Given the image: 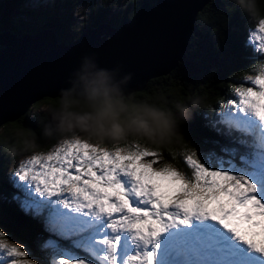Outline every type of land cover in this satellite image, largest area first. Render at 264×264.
<instances>
[{"label":"snow or ice","instance_id":"snow-or-ice-1","mask_svg":"<svg viewBox=\"0 0 264 264\" xmlns=\"http://www.w3.org/2000/svg\"><path fill=\"white\" fill-rule=\"evenodd\" d=\"M245 47L249 73L204 117L226 143L172 153L184 169L137 140L62 139L22 160L11 201L47 235L34 252L0 228V264H264V19Z\"/></svg>","mask_w":264,"mask_h":264},{"label":"trees","instance_id":"trees-1","mask_svg":"<svg viewBox=\"0 0 264 264\" xmlns=\"http://www.w3.org/2000/svg\"><path fill=\"white\" fill-rule=\"evenodd\" d=\"M118 1L49 0L30 5L26 0H0V32L8 29L24 35L51 28L58 41L72 44L87 27L102 21L119 26L122 21L131 19L142 3L153 4L156 0H129L131 10L114 13ZM83 7H86L88 16L85 29L75 18V12ZM255 24L256 21L242 12L235 0H210L196 17L183 60L168 75L150 79L142 91L135 92L137 99L158 103L162 107L166 104L174 109L176 104H182L190 108V118L180 124L178 141L158 150L163 156L161 164L171 162L184 169L182 158L172 159V153L184 149H197L201 153L209 149L219 151V145L211 141L226 143L223 137L206 126L208 121L204 117L215 118L221 100L230 99L231 87L249 73L256 57L250 48L245 47V41ZM56 102L57 98L50 99L51 105ZM31 109L32 106L18 120L9 123L11 128L5 126L0 133V171L5 158L14 154L10 146L17 139L16 132L22 128L39 132L46 115L31 113ZM40 143L43 150L51 145V141L45 138ZM0 225L12 239L24 243L34 252L39 238L47 235L42 224L21 213L5 191H0Z\"/></svg>","mask_w":264,"mask_h":264},{"label":"water","instance_id":"water-1","mask_svg":"<svg viewBox=\"0 0 264 264\" xmlns=\"http://www.w3.org/2000/svg\"><path fill=\"white\" fill-rule=\"evenodd\" d=\"M209 1L144 2L131 19L87 27L72 44L58 41L51 28L0 32V126L18 120L43 97L57 98L86 55H94L100 67L131 74L128 88L142 91L183 60L196 17Z\"/></svg>","mask_w":264,"mask_h":264},{"label":"clouds","instance_id":"clouds-1","mask_svg":"<svg viewBox=\"0 0 264 264\" xmlns=\"http://www.w3.org/2000/svg\"><path fill=\"white\" fill-rule=\"evenodd\" d=\"M235 4L251 20L264 19V0H235ZM130 81L131 74L100 67L94 55L82 57L69 87L60 90L54 105L42 109L46 117L39 132L20 129L10 150L39 153L42 138H79L102 147L137 140L157 150L176 143L181 122L190 118V108L176 104L174 110L137 99L128 88Z\"/></svg>","mask_w":264,"mask_h":264},{"label":"rangeland","instance_id":"rangeland-1","mask_svg":"<svg viewBox=\"0 0 264 264\" xmlns=\"http://www.w3.org/2000/svg\"><path fill=\"white\" fill-rule=\"evenodd\" d=\"M47 1H49V0H26V2L28 4H30V5H36V4L40 3V2H47ZM129 3H130L129 0H119L117 6L115 7L114 13H118L119 11L124 12L126 10L127 11L131 10ZM86 10H87L86 7H83L82 9H78L77 11H79V13H80L79 16L76 15L77 11L75 12V18H76V20H78L77 21L78 24L80 25V27H82L84 29L86 28L85 27V23L86 22H85V20H82L81 18L82 17H84V18L88 17L86 15V13H87ZM111 15H113V14H111ZM111 15H110V17H111ZM238 83H240V81L237 82L236 84H238ZM232 89H233V86L231 87L230 93H232ZM50 99H51L50 97H43L40 100H38L35 103H33V105H31L32 106L31 113H33V112H35V113H44L46 115V113L43 112L42 109L47 107V106H49V105H51L50 104ZM228 100L224 101V99H223L221 101H224L225 103H227ZM219 108H220V111L224 110V109L221 108L220 103H219ZM31 115L32 114H29L28 117H31ZM13 122H8V123H5V124L1 125L0 126V133H3V129H4L5 126H8L9 128H11L9 123H13ZM49 140L51 141V145H50L49 149H45L43 147L44 150L41 149V151H45L46 152L48 150H51L59 142V139H55V138L49 139ZM46 143L49 144L48 142H46ZM105 147H107V146H105ZM32 154H34V153H32V152H23V151L17 150L13 155H10L9 157L5 158V160L3 161V164H2V167H1V171H0V177H1V180H0V191H5V194L8 195L10 199H11L13 193L16 191L13 188V186H12V183L10 181V176L12 175L13 172H15V170L17 169L18 164L22 160H25L28 157H30V155H32ZM21 213H23V212L21 211ZM0 228H3V226L0 225ZM14 241H16V240H14ZM16 242H19V241H16Z\"/></svg>","mask_w":264,"mask_h":264}]
</instances>
